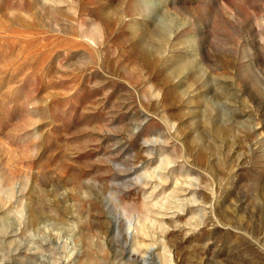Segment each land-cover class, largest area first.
<instances>
[{
    "label": "rangeland",
    "instance_id": "1",
    "mask_svg": "<svg viewBox=\"0 0 264 264\" xmlns=\"http://www.w3.org/2000/svg\"><path fill=\"white\" fill-rule=\"evenodd\" d=\"M0 264H264V0H0Z\"/></svg>",
    "mask_w": 264,
    "mask_h": 264
},
{
    "label": "bare ground",
    "instance_id": "2",
    "mask_svg": "<svg viewBox=\"0 0 264 264\" xmlns=\"http://www.w3.org/2000/svg\"><path fill=\"white\" fill-rule=\"evenodd\" d=\"M144 230V229H143ZM143 232H145V231H143ZM138 238V237H137ZM137 242V241H136ZM140 244V243H139ZM136 261V260H135Z\"/></svg>",
    "mask_w": 264,
    "mask_h": 264
}]
</instances>
